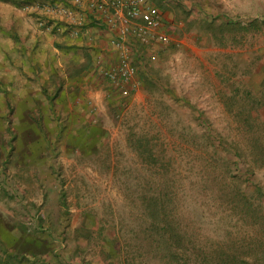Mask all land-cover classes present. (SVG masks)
<instances>
[{"label": "rangeland", "instance_id": "obj_1", "mask_svg": "<svg viewBox=\"0 0 264 264\" xmlns=\"http://www.w3.org/2000/svg\"><path fill=\"white\" fill-rule=\"evenodd\" d=\"M25 1L39 0H0V26L13 27L18 34L17 41L0 31V82L9 90L10 103L19 99L26 103V93L37 88L23 56L43 63L45 55L59 54L50 33L41 32L21 10ZM208 4L211 8L221 4L229 17L243 21L264 16V0H208ZM178 19L167 26L185 38L175 49L161 48L149 56L148 68L158 84L143 88L142 95L108 96L100 72L90 74L82 95L94 121L106 130L103 145L88 155L77 151L68 155L59 146L51 158L35 161L29 168L8 161V152L3 157L8 168L0 169L2 220L31 225L25 214V209L33 211L28 202L40 206L45 214L43 228L48 225L57 233L54 264H82L80 259L84 264H192L182 261L181 252L187 248L192 255L200 246L212 264H222L215 251L217 243L238 241L246 235L248 220L236 219L239 207L229 210L227 195L243 190L249 196L255 185L264 187V151L253 175L232 176V164L223 158L225 151L204 138V128L192 109H199L203 119L227 139L243 143L253 129L262 131L264 138V108L253 105L264 76V25L227 33L225 38L216 34L220 37L210 40L196 36L197 27L182 26ZM110 54L111 50L104 49L101 60ZM46 71L43 65L44 75ZM4 100L0 89V141L9 137L1 118L7 111ZM246 118L257 119L258 126H240ZM141 136L150 139L159 158L157 165H149L133 150ZM158 190L173 228L189 238L182 245L168 247L156 232L161 228L151 225L154 220L147 215L144 199ZM60 191L65 193L68 210L63 219L58 216ZM261 204L264 212V196ZM86 215L95 223L93 236L89 241L81 238L82 249L78 250L74 237ZM58 218L59 232L55 229ZM263 228L264 223L260 229L254 226L249 237L258 241L256 236H261ZM112 233L118 235L119 251L109 259L101 240Z\"/></svg>", "mask_w": 264, "mask_h": 264}, {"label": "trees", "instance_id": "obj_2", "mask_svg": "<svg viewBox=\"0 0 264 264\" xmlns=\"http://www.w3.org/2000/svg\"><path fill=\"white\" fill-rule=\"evenodd\" d=\"M150 1L164 10L172 12L173 19L182 18L185 21V27H197L200 32L208 33L212 38L220 37L218 35H224L222 37L225 38L227 33L231 35L234 31L257 30L264 25V16L262 18L254 17L248 21H243L239 17H230L228 21H225L221 16H218L219 13L215 12L214 9L207 10V5H210L208 0ZM215 13L216 15H214ZM87 24L103 29L93 18ZM0 31L7 33L18 41V34L13 27L7 30L0 26ZM137 42L133 41L132 43L134 46L132 61L136 66L142 87L147 90L150 86L158 84L157 78L151 74L148 68L149 56L145 52V46ZM56 47L61 50L68 49L66 44L56 43ZM176 47L175 44L169 46L170 49ZM81 48V56L78 57L76 54L73 57L72 55L68 62H64L62 66L58 65L51 55L46 56L43 63L36 61L32 56L24 55L23 58L28 61L29 69L35 82H37V88L26 93L28 96L25 99L26 103L22 99L10 103L8 101L9 90L0 82V89L4 93V104L7 106V111L1 118L3 117L4 131L9 133L8 139L0 141L1 171L8 168L7 161L3 159V157L7 158L6 152L10 156L8 161H12L20 168L23 166L19 164L29 168L34 165L35 161L47 157L51 158V154L59 146H62L68 155L75 151L81 155H88L105 143L106 130L94 121L95 118L91 110H87L85 104L83 106L79 102L82 90V72L91 73L94 70L96 71L95 68L97 67V64L94 63L97 50L89 46H82ZM43 65L47 67L46 75L43 74ZM103 79L106 82L108 96L117 94L118 97H121L117 88L108 79L104 77ZM255 103L259 107H255ZM253 105L257 109L264 108V76ZM192 111L193 114L196 113L200 125L204 128V138L215 149L218 147L225 151L223 158L232 164V176L242 178V176L253 175L256 167L260 164L259 161H261L264 151L262 131L253 129L251 133H246V141H243V143L235 139H227L213 128L209 120L203 119L199 109L193 108ZM258 116L262 117V114H258ZM244 121L240 126L243 124V127L247 125L258 126V120L255 118H246ZM137 139L136 143L133 144V150L140 157H143L149 165H157L159 158L151 147L150 139L146 136ZM6 146H8V149L5 151ZM25 191V188H22L21 192L24 193ZM161 194L159 190L158 192L153 191L144 199L148 210L147 215L154 220L150 221L151 225H157L161 228L160 230L157 229L156 232L160 235L159 239L168 247H173V243L182 245L184 240H189V238H186V234H178L173 228L174 225L169 219V210L166 208ZM263 196L264 187L261 185H255L253 194L249 196L243 190L230 191L227 195L226 202L229 203V210L234 211L239 207L238 215H235L236 219L242 220L245 218L246 221L248 220V225L245 227L249 231L247 230L246 235L238 241L228 242L222 240L217 243L215 251L220 263L264 264V228L259 231V233H262L261 236H256L259 237L258 241H254L253 237H249V235L253 236L250 231L253 233L254 226L260 229L264 223V212H262L261 204ZM28 203L32 206L33 211L30 212L25 209V214L31 225H27L23 221H17L13 223L14 225H10L5 221L3 222L2 214H0V264H49V262L54 264L58 259L53 244L57 233L51 230L48 225L43 228L45 225L44 212H41L40 206H36L32 202ZM58 204L61 211L58 216L62 218L68 211L64 191L59 192ZM60 218L55 223V229L58 232L57 224L61 223ZM251 218L253 220L249 223ZM19 222L22 224L20 225ZM94 224L92 218L86 215L78 228V234L74 237L78 250L82 249L79 242L81 238L89 241L93 236L92 226ZM63 237L67 238V235L63 234ZM117 240L118 235L115 233L102 238L103 250L107 254L106 258L110 259L114 253H118ZM189 253L187 248L181 252L184 255L182 261L185 263L191 260L193 261L192 264H212L211 256L206 253L204 246L194 250L192 255H189ZM80 262L85 263L82 259H80ZM86 264L88 263L86 262Z\"/></svg>", "mask_w": 264, "mask_h": 264}, {"label": "built area", "instance_id": "obj_3", "mask_svg": "<svg viewBox=\"0 0 264 264\" xmlns=\"http://www.w3.org/2000/svg\"><path fill=\"white\" fill-rule=\"evenodd\" d=\"M21 10L45 33L67 32L76 37L91 18L107 28L111 32L107 42L111 54L99 59L97 67L126 98L136 97L142 90L128 38L142 45L179 44L161 29V13L148 0H39L25 2Z\"/></svg>", "mask_w": 264, "mask_h": 264}, {"label": "crops", "instance_id": "obj_4", "mask_svg": "<svg viewBox=\"0 0 264 264\" xmlns=\"http://www.w3.org/2000/svg\"><path fill=\"white\" fill-rule=\"evenodd\" d=\"M148 1L150 2V4H152L154 7H156L161 13V19H162L161 20V29L164 30L165 32L169 33V34H172L175 39L179 40V42H182L184 40L183 38H185V37L184 36H182V37L180 36V38H179L178 35L176 36L175 34H173L172 31L170 32V29H169L170 27L167 26V25L171 26V24L175 23V19H173L174 15L172 14V12L164 10L163 8H161V7L157 6V5H154V3L151 2L150 0H148ZM220 5L221 4H219V5H217L216 7H213V8H211L210 5L209 6L207 5V10L210 11V10L214 9L215 12H218L220 14V15L218 14V16H221L222 19H224L225 21H228L230 17L227 14V12H225V9L220 8ZM214 15H216V13ZM180 19L181 20L178 23L181 24L182 26H184L185 25L184 24L185 21L182 18H180ZM173 21H174V23H173ZM194 30L196 31V36H198V37L205 38V39H210V40L214 39V38L210 37V34H208V33L204 34L203 32H200L198 29H194ZM90 34H91V36H93V37L95 36V38L98 39L97 42H95L94 38H92L90 36ZM50 35L53 38L52 44H54L53 45L54 49L60 54V56H59V54L54 55L51 52V56H52L53 60H57L56 63L58 65H61V66L63 65L64 62H68V59L72 55H73V57L76 56V54L78 55V57L81 56V52H82V50H81L82 48L81 47L82 46L83 47H86V46L93 47L94 49L97 50V52L95 54V59H94L95 60L94 63H96V64L99 61V59H101V57L103 56L104 49L110 50L107 42H108L109 35H111V32L105 27H103V29H100V28H98L96 26H91V25H88L86 23L85 26L83 27L82 31L80 32V34L78 36H76V37L70 36L67 32H63V34L61 33V35L60 34H56V33H50ZM133 41H136V40L134 38H132V37L128 38V42H129V45H130V48H131L130 49L131 50V54H132V51L134 50V46L132 45ZM56 43L66 44L68 46V49L65 48V49L61 50L58 47H56ZM143 46H145V52H147L148 56H150V55L155 54V53H153V51L157 52V50L161 49V48L163 49V51H165L171 45L163 46L160 43L152 42L149 45H143ZM74 52H75V54H74ZM45 57H46V55L43 58L45 59ZM132 57H133V55H132ZM95 69L99 71L98 67H96ZM94 71H92L91 73H93ZM91 73L90 72L86 73L84 71L81 74V78H82L81 89L82 90H81V94L79 96V102L83 106L85 104V100H84V96L82 95V93H83V90L86 87L88 81L90 80V74ZM141 89L142 90H141L140 94L142 95L143 87Z\"/></svg>", "mask_w": 264, "mask_h": 264}]
</instances>
